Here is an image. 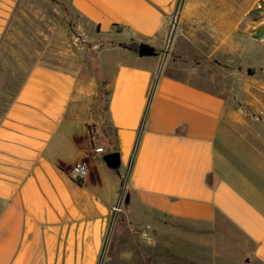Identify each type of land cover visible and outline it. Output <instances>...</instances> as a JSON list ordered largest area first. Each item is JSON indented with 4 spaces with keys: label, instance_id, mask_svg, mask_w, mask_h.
<instances>
[{
    "label": "crops",
    "instance_id": "0c3cea01",
    "mask_svg": "<svg viewBox=\"0 0 264 264\" xmlns=\"http://www.w3.org/2000/svg\"><path fill=\"white\" fill-rule=\"evenodd\" d=\"M0 264H264V0H0Z\"/></svg>",
    "mask_w": 264,
    "mask_h": 264
},
{
    "label": "built area",
    "instance_id": "2783aa9c",
    "mask_svg": "<svg viewBox=\"0 0 264 264\" xmlns=\"http://www.w3.org/2000/svg\"><path fill=\"white\" fill-rule=\"evenodd\" d=\"M173 19H174V17L170 21V30H171V24H172ZM93 152L94 153H101V152H103V150H102V148L97 147V148H93ZM69 171H70V174L72 176V179L75 182L80 183L88 175L87 162L85 160H82L79 163L72 165L70 167Z\"/></svg>",
    "mask_w": 264,
    "mask_h": 264
},
{
    "label": "rangeland",
    "instance_id": "374dc122",
    "mask_svg": "<svg viewBox=\"0 0 264 264\" xmlns=\"http://www.w3.org/2000/svg\"><path fill=\"white\" fill-rule=\"evenodd\" d=\"M174 20L175 19H173V24H174ZM62 24V23H61ZM63 24H66L65 22L63 23ZM177 22H175V29H174V31H173V35H172V37H171V39L169 38V34H170V24H169V28H168V35H167V38H166V42H165V46H164V50L166 49V46H167V44H168V46H167V49H166V51L164 52V50H163V52L160 54V57H159V61L161 60V59H163V63H162V65H161V67H163L164 65H165V63L167 62V61H171L172 60V58H173V56H172V41H173V38H174V36H175V34H176V30H177ZM165 53V54H164ZM148 63L149 64H151V63H153V59H151V58H149L148 59ZM106 127V130L108 129V127L107 126H105ZM120 188L118 189V193H120Z\"/></svg>",
    "mask_w": 264,
    "mask_h": 264
},
{
    "label": "trees",
    "instance_id": "16d2710c",
    "mask_svg": "<svg viewBox=\"0 0 264 264\" xmlns=\"http://www.w3.org/2000/svg\"><path fill=\"white\" fill-rule=\"evenodd\" d=\"M137 52L140 55H151L152 54L151 49L149 47L144 46V45H139L137 47ZM87 128H88L89 133H92L93 125H89Z\"/></svg>",
    "mask_w": 264,
    "mask_h": 264
},
{
    "label": "water",
    "instance_id": "95a60500",
    "mask_svg": "<svg viewBox=\"0 0 264 264\" xmlns=\"http://www.w3.org/2000/svg\"><path fill=\"white\" fill-rule=\"evenodd\" d=\"M173 31H174V30H173ZM172 35H173V32H171V30H170V34H169V38H170V39H171ZM164 52H165V51H164ZM164 54H165V53H164ZM162 63H163V59L160 60L158 69H160ZM109 158H110V157H109Z\"/></svg>",
    "mask_w": 264,
    "mask_h": 264
},
{
    "label": "bare ground",
    "instance_id": "6f19581e",
    "mask_svg": "<svg viewBox=\"0 0 264 264\" xmlns=\"http://www.w3.org/2000/svg\"><path fill=\"white\" fill-rule=\"evenodd\" d=\"M175 22H176V19L174 20V24H173V22L171 24V32H173V30L175 29ZM167 46H168V44H167ZM167 46H166V49H167ZM166 49L164 51H166Z\"/></svg>",
    "mask_w": 264,
    "mask_h": 264
}]
</instances>
